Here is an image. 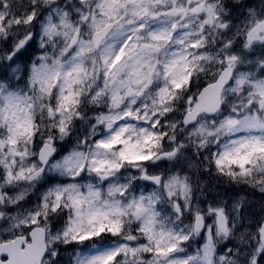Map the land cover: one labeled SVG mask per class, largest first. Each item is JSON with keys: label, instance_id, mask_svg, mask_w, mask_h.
<instances>
[{"label": "snow or ice", "instance_id": "1", "mask_svg": "<svg viewBox=\"0 0 264 264\" xmlns=\"http://www.w3.org/2000/svg\"><path fill=\"white\" fill-rule=\"evenodd\" d=\"M0 264H264V0H0Z\"/></svg>", "mask_w": 264, "mask_h": 264}]
</instances>
